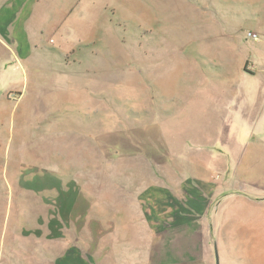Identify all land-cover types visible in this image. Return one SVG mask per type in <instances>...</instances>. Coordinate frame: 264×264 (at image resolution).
Masks as SVG:
<instances>
[{
  "label": "rangeland",
  "instance_id": "374dc122",
  "mask_svg": "<svg viewBox=\"0 0 264 264\" xmlns=\"http://www.w3.org/2000/svg\"><path fill=\"white\" fill-rule=\"evenodd\" d=\"M63 1L102 75L29 92L0 117V264H15L34 209L35 264L52 259L38 240L64 192L17 188L20 168L35 186H89L88 237L57 224L69 264H264V0ZM151 230L150 247L131 245Z\"/></svg>",
  "mask_w": 264,
  "mask_h": 264
},
{
  "label": "crops",
  "instance_id": "0c3cea01",
  "mask_svg": "<svg viewBox=\"0 0 264 264\" xmlns=\"http://www.w3.org/2000/svg\"><path fill=\"white\" fill-rule=\"evenodd\" d=\"M57 3L55 0H0V117L6 114L8 104L14 102L15 106H20L29 92L35 100V90H64L73 79H85L89 70L92 78H97L98 74L102 75L100 67L97 69V67L87 66L90 60H94V57L84 55L80 47L83 45L81 44L82 39L77 38V28L75 29L76 36L70 37L69 29L75 27L69 25L68 22L71 14L68 2L60 0L58 5ZM76 27L78 26L76 25ZM49 33H55L61 37L57 46L48 47L46 45ZM250 68L252 67L250 66ZM243 71L251 75L258 74L255 69L253 72L245 69ZM86 84L76 85L74 88L75 90H86ZM24 116L23 113L19 115L21 120H24ZM33 170L35 171V168ZM137 171L139 170L134 167L131 170L127 169L129 174H138ZM15 185L21 189L28 186L32 191H35L36 188L47 190L60 187L58 188V195L60 192H64V199H59L58 210L53 209V207L48 209L50 212L47 219L48 233L45 237L39 238L38 252H42L44 256L47 255L48 259L50 256L52 258L43 264H69L68 262L71 261L70 252L72 251L71 238L65 227L67 232H63V226L58 228L60 233L57 236V226L62 223L61 221L64 223L70 219L69 221L73 224H80L79 233L73 230L74 227L70 229L71 232H76L77 237L75 239L84 240L88 237L87 225L83 226V223L87 224L88 222V207L90 205L87 183L85 182V186H82L72 182L65 185L47 182L43 185L40 184L41 186L38 184L35 186V172H33L32 179L25 182L24 172L22 174L20 168L15 173ZM163 185L161 184V187ZM164 187L161 190H166ZM76 208L79 210L76 211ZM76 216L79 218L77 219ZM143 219L144 222L149 223V220ZM28 220L27 223L30 226L26 229L27 232L24 231L23 227L22 235L19 236L18 234L20 245L16 243V247L11 249L12 258L15 257V264H21L22 261L18 258L20 254L31 255L29 259H24V261L28 264H35V209L33 217ZM122 221L118 220V223ZM188 223L194 225L197 222L188 220ZM141 232L139 236H136L139 237L138 240L135 243L131 242V245L146 249L147 245L150 247V244L149 242L146 244L145 240L153 238L156 233L152 230ZM121 233V231L114 229L112 232H108L106 237H111L112 240L119 239ZM5 239L6 237L4 244ZM59 239L64 242H59ZM56 254L61 257L68 254V261L62 262L60 259L57 263Z\"/></svg>",
  "mask_w": 264,
  "mask_h": 264
},
{
  "label": "built area",
  "instance_id": "2783aa9c",
  "mask_svg": "<svg viewBox=\"0 0 264 264\" xmlns=\"http://www.w3.org/2000/svg\"><path fill=\"white\" fill-rule=\"evenodd\" d=\"M249 36L254 37V38L258 37L257 33H255V32H249Z\"/></svg>",
  "mask_w": 264,
  "mask_h": 264
}]
</instances>
